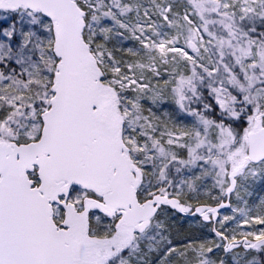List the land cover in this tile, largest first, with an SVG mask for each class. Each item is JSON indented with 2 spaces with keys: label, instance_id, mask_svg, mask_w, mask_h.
<instances>
[{
  "label": "snow or ice",
  "instance_id": "snow-or-ice-1",
  "mask_svg": "<svg viewBox=\"0 0 264 264\" xmlns=\"http://www.w3.org/2000/svg\"><path fill=\"white\" fill-rule=\"evenodd\" d=\"M0 264H264V0H0Z\"/></svg>",
  "mask_w": 264,
  "mask_h": 264
}]
</instances>
